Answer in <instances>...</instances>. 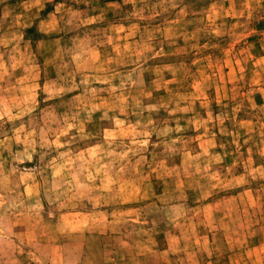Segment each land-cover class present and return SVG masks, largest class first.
<instances>
[{
  "label": "rangeland",
  "instance_id": "obj_1",
  "mask_svg": "<svg viewBox=\"0 0 264 264\" xmlns=\"http://www.w3.org/2000/svg\"><path fill=\"white\" fill-rule=\"evenodd\" d=\"M51 256L264 264V0H0V264Z\"/></svg>",
  "mask_w": 264,
  "mask_h": 264
},
{
  "label": "crops",
  "instance_id": "obj_2",
  "mask_svg": "<svg viewBox=\"0 0 264 264\" xmlns=\"http://www.w3.org/2000/svg\"><path fill=\"white\" fill-rule=\"evenodd\" d=\"M56 254V253H55ZM58 257L56 256H51V258L49 259V263H45V264H64L62 262V260H60V262L58 261Z\"/></svg>",
  "mask_w": 264,
  "mask_h": 264
}]
</instances>
